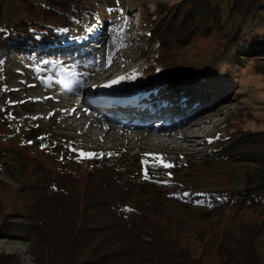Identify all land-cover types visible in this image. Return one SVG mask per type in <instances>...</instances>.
<instances>
[{"label":"rangeland","instance_id":"rangeland-1","mask_svg":"<svg viewBox=\"0 0 264 264\" xmlns=\"http://www.w3.org/2000/svg\"><path fill=\"white\" fill-rule=\"evenodd\" d=\"M79 1L88 11H96L98 19V26L86 31L88 37L83 43L76 39L84 35L57 31V36L39 41L32 52H11L0 61V160L9 165V171H0V227L5 220L13 221L15 210L22 206L19 192L28 174H11L16 159L25 160L26 168L37 160L50 165L52 159L46 157L49 148H56L58 154L72 161L80 159L81 152L92 153L94 159L109 158L131 177H137V182L155 183L145 188V195L171 200L182 219L180 241L200 264H264V208L225 207L213 214L193 205L183 194L185 189L190 190L186 194L190 196L210 188L232 187L237 181L243 186L245 176L264 174V37L239 47L240 55L234 61L227 60L230 44L239 37L236 30L246 17L245 8L234 0L219 2L213 10L223 15V26L192 40L185 48L175 49L161 65L157 62V44L149 42L141 21L142 11L163 8L174 16L181 0ZM18 7L17 1L15 12ZM232 10L237 16L227 20ZM9 21L13 22L12 18ZM106 70H111L108 78L104 77ZM118 77L133 78L117 86L120 93L140 98L123 106V115L140 118L136 111H145L146 117L200 114L206 128L199 139L193 144L180 142L181 148H176L165 145L166 135L162 143L152 141L142 152L140 146L145 140L136 141L133 133H129V140L112 136L94 142L85 136L83 124L77 122L97 123V111L89 120L76 121L80 114L89 112V91ZM179 79L186 88L176 96L175 81ZM82 84L87 85L81 88ZM154 100L161 115L155 113ZM106 130L103 126L90 133L102 135ZM228 132L233 133L235 144L219 151L215 141L226 138ZM101 142L107 147L97 151L86 147ZM219 152L231 158L219 160ZM181 158L187 161L182 166L186 170L169 173L165 165L177 164ZM182 185L186 187L181 189ZM32 243L23 233L0 235V256H12L2 264H36Z\"/></svg>","mask_w":264,"mask_h":264},{"label":"trees","instance_id":"trees-1","mask_svg":"<svg viewBox=\"0 0 264 264\" xmlns=\"http://www.w3.org/2000/svg\"><path fill=\"white\" fill-rule=\"evenodd\" d=\"M17 1L20 7L15 12ZM185 1L175 8L174 16L163 8H143L141 21L149 42L157 44V62L161 65L175 49L185 48L192 40L223 26V15L213 10L222 0ZM234 2L245 8L246 17L236 30L238 40L228 49L227 60L232 61L240 55L239 47H248L253 39L264 37V26H259L264 22V0ZM95 12L88 11L79 0H0V61L11 52H32L39 41H48L57 36V31L87 38L86 31L98 26ZM234 14L230 11L226 19H234ZM184 84L180 79L175 81L176 96L186 88ZM153 102L157 106L158 101ZM228 134L215 141L219 151L235 144L233 133ZM49 151L46 157L52 159L50 165L37 160L25 168L28 163L20 158L10 167L12 175L24 177L27 173L28 178L19 192L22 206L15 210L17 215L0 227V235L23 233L33 240L36 264H200L180 241L182 219L171 200L145 195V188H152L154 182H137V177H131L107 157L72 161L58 154L56 148ZM217 158L231 157L223 152ZM186 163L181 158L168 168L169 173L186 170L182 167ZM7 167L0 160V171H9ZM245 178L243 186L237 181L232 187L210 188L190 196L186 195L190 192L187 188L183 194L193 205L213 214L225 207L264 208V174ZM1 256L0 264L12 258Z\"/></svg>","mask_w":264,"mask_h":264},{"label":"bare ground","instance_id":"bare-ground-1","mask_svg":"<svg viewBox=\"0 0 264 264\" xmlns=\"http://www.w3.org/2000/svg\"><path fill=\"white\" fill-rule=\"evenodd\" d=\"M110 75L111 70H106L104 77L108 78ZM114 81L117 82H103L92 87L93 90L89 91L90 94L86 98L90 103L89 112L86 115L80 114V117L76 119V121L80 119L89 120L90 114L94 113L93 111H97L96 124L91 120L77 122L78 124H83V134H85V136L88 135L94 142L98 140L104 141L112 138V136V139L123 138L124 140H129L131 139L129 133H133L136 141L141 142L145 140L144 145L140 146L143 148L141 149L142 152H145L144 148H149L150 142L154 141L157 144L162 143L164 137L167 135L168 139L165 145H175L176 148H181L179 146L180 142L193 144L196 139H199L201 136L200 132L206 128V123L201 121L202 117L200 114L190 117H183L181 116L182 114L177 116L171 114L172 116L169 115L165 117L156 116L159 117L162 122H153L154 119H152V122L151 120L148 121L151 117L146 116H140V118H138L136 116L127 115L126 117V115H123L124 113L121 108L127 104L134 103L140 98L137 94L123 91L120 93L116 89L119 84L132 82L133 78L118 77ZM112 113L116 114L114 115ZM135 115H145V111H136ZM103 126L107 127L108 130L102 135H99V132L98 135L90 133L93 129L100 130ZM86 147L98 150L107 147V145L101 142L100 145L92 144Z\"/></svg>","mask_w":264,"mask_h":264},{"label":"snow or ice","instance_id":"snow-or-ice-1","mask_svg":"<svg viewBox=\"0 0 264 264\" xmlns=\"http://www.w3.org/2000/svg\"><path fill=\"white\" fill-rule=\"evenodd\" d=\"M117 3H119V0H117ZM109 11H111V10H109ZM117 81H113L112 83H116ZM73 151H75V149H73ZM80 155L82 156V157H85V158H91V156L92 155H94V154H92V153H84V152H81L80 153ZM173 165H171V164H167V165H165V167H172ZM148 177H147V174H145V179H147Z\"/></svg>","mask_w":264,"mask_h":264}]
</instances>
